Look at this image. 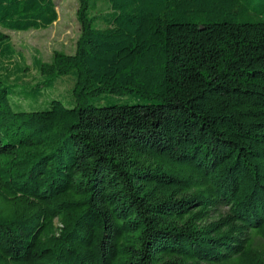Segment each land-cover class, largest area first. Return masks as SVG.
I'll use <instances>...</instances> for the list:
<instances>
[{"label":"trees","instance_id":"obj_1","mask_svg":"<svg viewBox=\"0 0 264 264\" xmlns=\"http://www.w3.org/2000/svg\"><path fill=\"white\" fill-rule=\"evenodd\" d=\"M107 1L29 87L57 4L0 0V264H264V0Z\"/></svg>","mask_w":264,"mask_h":264},{"label":"rangeland","instance_id":"obj_2","mask_svg":"<svg viewBox=\"0 0 264 264\" xmlns=\"http://www.w3.org/2000/svg\"><path fill=\"white\" fill-rule=\"evenodd\" d=\"M58 9V19L46 29H31L28 31H9L16 49L25 58L24 64L30 67L27 73L17 72L9 78V81L23 86H32L39 79V74L33 68V59L38 57L45 62H51L55 51L67 54L75 52L77 42L81 34V23L77 14L78 0H55ZM110 4L107 0H97L96 10L109 11ZM14 61H20L21 57L15 55ZM74 78L65 75L57 80L55 86L46 91L40 101L31 103L30 100L16 99L24 108L40 106L47 99L57 97L71 103L73 100Z\"/></svg>","mask_w":264,"mask_h":264}]
</instances>
